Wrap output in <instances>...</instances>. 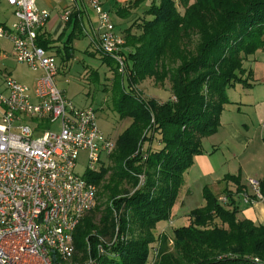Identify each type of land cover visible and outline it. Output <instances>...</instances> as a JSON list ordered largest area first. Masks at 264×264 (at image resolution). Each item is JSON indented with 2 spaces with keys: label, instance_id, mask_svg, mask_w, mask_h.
I'll list each match as a JSON object with an SVG mask.
<instances>
[{
  "label": "trees",
  "instance_id": "trees-1",
  "mask_svg": "<svg viewBox=\"0 0 264 264\" xmlns=\"http://www.w3.org/2000/svg\"><path fill=\"white\" fill-rule=\"evenodd\" d=\"M203 12H210L217 20L215 32H209ZM117 13L123 18L129 14L124 9ZM146 14L150 19H143L137 25L138 35L131 34V28L126 30L120 52L126 69L124 75L118 73L117 62L112 57L99 49L97 53L103 63L114 67L113 110L121 118L132 119L129 128L116 141L120 155L119 176H124L125 171L137 173L134 164L143 160L139 148L146 141L141 133L151 130L160 135L161 148L149 151L144 160L152 170L145 174L144 187L130 197L114 199L108 210L111 214L124 209L131 213L134 223L150 230L158 222L168 220L183 173L193 164V157L203 153L201 140L217 133L220 114L224 106L230 104L226 90L236 84L251 86L242 76L244 59H236V56L244 53L246 58L264 48V0H195L184 6L183 14L177 10L174 0H159L158 4L150 5ZM195 29L204 35V41L198 55L177 70L178 83L173 87L175 102L161 105L145 102L136 94L134 85L151 73L172 39ZM38 45L44 48L45 44ZM127 47H132L133 51H127ZM200 70H205L202 73L205 78L198 75L189 79ZM207 93L217 98L216 103L206 100ZM84 177L97 186L102 173L87 171ZM226 179L236 186L234 192L228 189L224 192L232 209L220 205L204 187L205 206L190 213L189 225L174 230V246L181 262L164 254L160 264H264V224L238 220L239 209L234 200L238 194L255 198L246 193L239 177L228 175ZM259 184L264 200V178ZM156 185L160 188L156 189ZM83 220L73 235L75 252H87V259H94L98 264H147L153 239L123 240L126 226L119 218L117 240L107 245L80 227ZM215 220L226 224L227 229L212 225ZM99 246L106 255H99Z\"/></svg>",
  "mask_w": 264,
  "mask_h": 264
},
{
  "label": "built area",
  "instance_id": "built-area-1",
  "mask_svg": "<svg viewBox=\"0 0 264 264\" xmlns=\"http://www.w3.org/2000/svg\"><path fill=\"white\" fill-rule=\"evenodd\" d=\"M81 1L98 17L97 49L122 69L124 40L115 33L109 12L99 0ZM5 2L16 22L0 24V39L10 41L15 60L37 78L30 88L7 77L0 93V264H98L91 258L70 261L74 232L97 201L96 185L75 168L79 153L87 151V171H98L102 154L111 153L115 142L99 131L92 108L76 107L57 87L56 59L37 43L49 12L38 9L36 0ZM70 14H63L65 22ZM248 189L256 201L262 199L259 180L250 179ZM98 253L105 250L99 246Z\"/></svg>",
  "mask_w": 264,
  "mask_h": 264
},
{
  "label": "rangeland",
  "instance_id": "rangeland-1",
  "mask_svg": "<svg viewBox=\"0 0 264 264\" xmlns=\"http://www.w3.org/2000/svg\"><path fill=\"white\" fill-rule=\"evenodd\" d=\"M174 1L179 13L183 14L184 6L193 4L195 0ZM153 3L158 4L159 0H138V2L136 1L132 3V6L136 9L143 6V10L138 9L139 12L134 25H137V22L142 21L143 19H150V16L146 14V11ZM129 15L130 12L128 16ZM202 17L209 32H215L217 28V20L214 16L210 12H203ZM6 19H9V24L14 22V17L12 16L9 8L7 12H1L0 14V22L5 21ZM113 24H115V22ZM116 32H119L118 26H116ZM122 34L125 36V32H122ZM122 38L125 42L124 37ZM203 41L204 35L196 29L184 34L181 33L177 36V38L172 39L171 44L167 47L164 54H162L158 61L154 64L151 73L142 81L134 85L133 89L136 94H138L145 102H154L157 105H161L167 101L175 102L173 87H175L178 83L177 70L183 63L195 58L198 55V51ZM126 50L133 51V48L127 47ZM246 58L244 53L239 54V57L236 56V59L245 60ZM86 61H88L91 67H93V74H86L85 68L82 64H75L72 70L67 74H63V72L59 73L57 78L59 90L61 89L62 92L64 91L63 95L76 107H90L95 111L96 123L99 131L105 138L113 140L115 142V147L108 155L102 154L100 163L96 165V168L99 169L96 173H102V178L96 186V205L94 209L85 216L80 227L88 230L90 235L97 236L101 242L111 245L117 240V232L120 225L119 218H121L125 222L126 226V232L123 235V240L135 241L144 237L153 239V242L149 246L147 264H160V257L164 254H169L172 258L180 261L179 254L174 246V230L189 225L190 213L197 208H203L205 206L202 195L204 187H207L211 191V193L219 201L220 205L231 210L232 208L229 206L228 200L222 202V199L226 197L224 192L225 189L228 188V183L233 184L226 179V176L235 174L239 177V173H236V171L240 168L237 163L232 160L226 164L225 169L221 170L220 166L217 165L218 162L216 161V158H214L212 164L216 170V175H223L222 181L218 184L217 182L212 181L214 180L213 176H205L203 173L204 171H202L198 166L190 169L193 165L192 164L182 175V183L178 190L176 200L170 209L168 220L158 222L150 230L142 228L139 224L134 223L131 218V213L124 209H121L118 213L112 212L111 214H108V210L111 207L113 200L130 197L136 190L143 188L145 182L140 184V176L145 177V174L152 173V170L148 168L146 163H144V160H141L134 164V168L137 170L136 174H131L130 172L125 171L124 176H119L120 155L116 146V141L117 138L129 128L132 119L121 118L118 112L113 110L111 89L114 77V67L110 68L106 63H103L101 59L88 57ZM117 65L118 73L124 75V71L126 70L124 62L122 69L120 68L119 63H117ZM245 70L246 69L244 67V73H242V76L245 74ZM204 72L205 70H200L197 73L191 74L189 79H193L198 75L205 78L206 75L202 74ZM36 76L37 73L30 71L26 66L21 64H18V67L14 72V79L27 85H32ZM65 79H68L69 82L64 83ZM1 81L2 78L0 77V84ZM240 85L242 84H236L226 90L229 101L236 100L235 95H238L236 93L240 91ZM206 100L209 103L214 104L216 103L217 98L215 96H211L210 93H207ZM29 124L33 125L32 123ZM34 137L38 136L35 135ZM141 137H144L146 141L141 143L139 148L140 153L147 155L149 154V151H157L161 148L159 133L154 134L151 130H144L141 133ZM208 137L210 136L204 138ZM235 145L236 144L233 141H231L230 145H227L226 143L218 145L216 143V149L219 154H224L225 158H227V153L231 151L232 153L236 152L238 155L239 150ZM211 146L212 145L209 146V144L205 143L204 150L212 153L213 147ZM201 148L203 150V147ZM208 148H211L210 150L212 151H208ZM204 150L202 152H204ZM238 158L240 159L239 162H244V159H241L242 157ZM192 160L194 161V157ZM255 161L249 166H246L243 170L247 181L246 186L249 185L250 179L258 180V178L264 175V169H261L264 164ZM87 167L88 152L81 151L77 159L75 173L83 176L87 172ZM237 167L238 169L236 170ZM251 174L255 175V178H249L248 176ZM145 180L146 177L144 178V181ZM157 185L155 188H160V185L158 188ZM246 189L247 193L251 195V189ZM234 200L235 202H243L245 205L248 204L249 206L254 204L245 203L243 194L235 195ZM237 219L240 220L239 218ZM260 224L263 223H259L257 225ZM212 225L227 229V225L222 224L219 220H215ZM104 255H106V253ZM88 259L87 252L83 253L76 251L70 261L71 263H76L84 262Z\"/></svg>",
  "mask_w": 264,
  "mask_h": 264
},
{
  "label": "crops",
  "instance_id": "crops-1",
  "mask_svg": "<svg viewBox=\"0 0 264 264\" xmlns=\"http://www.w3.org/2000/svg\"><path fill=\"white\" fill-rule=\"evenodd\" d=\"M99 1L102 3L103 8L109 12L112 22H115L114 29L117 35L125 37L122 32H125L126 35V30L130 28L131 34L138 35L137 33H140L137 25L141 24L142 21H138L137 25H134V23L135 19H137L138 9L143 10V6H140L138 9L132 6V3L138 0ZM36 7L40 10L48 11L50 14L49 20L41 31L37 43L45 44L44 49L55 57L59 69L57 78L59 73L63 72V74H67L75 64L79 63L84 66L86 74H93V67L88 62L89 60L86 61V59L88 57L100 59V55L97 53L98 39L96 29L98 17L96 13L81 0H75L74 3H71L69 0H36ZM8 8L14 17L13 9L7 5L5 0H0V14L1 12H7ZM119 9H124L128 13L130 12V15L123 18L117 13ZM67 10L71 14L69 20L65 22L63 14ZM121 14L123 15V13ZM15 22L16 19L14 17V22L11 24H9V19L1 21L0 24L10 27ZM116 26H118L119 32H116ZM18 64L24 65L17 62L13 57L10 41L0 39V77L2 78L0 93L4 92L5 79L7 77L14 79V72ZM242 67L243 69L245 67L247 70H245L243 79H247V83L251 86L246 88L240 85L241 89L236 93L238 95H235L236 100H230V104L224 106L220 114L217 133L201 140L203 150L205 143H207L209 146L212 145L213 152L210 153L204 150L201 155L194 156L193 165L190 169L198 166L204 171L205 176H213L214 180L212 181L220 184L223 175H216V170L212 164L213 159L216 158L217 165L220 166L221 170L225 169L228 162L234 160L240 168L236 171V173H239L240 185L248 188L246 186V176H244L243 172L244 168L255 160V162L264 164V48L247 56L242 63ZM36 78L37 76L32 85H28L30 88L34 87ZM67 82H69L68 79H65L64 83ZM231 141L236 144L235 146L239 150V153L237 155L236 152L235 154L231 151L227 153L228 157L225 158L224 154H219L216 149V143L218 145L224 143L230 145ZM210 149L208 148V151H212ZM238 157H242L241 159H244V162H239L240 159ZM263 167L261 169H264ZM230 175L236 176L235 174ZM248 177L255 178V175L251 174ZM263 178L264 175L258 178V180H262ZM227 186L228 188L226 189L229 191L234 192L236 190L234 184L228 183ZM236 202V205L239 207L237 218L249 220L255 225L259 223L264 224V200H257L252 206L245 205L243 202Z\"/></svg>",
  "mask_w": 264,
  "mask_h": 264
}]
</instances>
